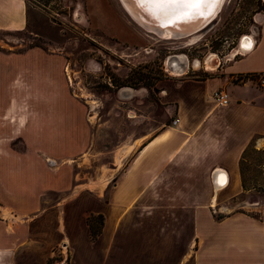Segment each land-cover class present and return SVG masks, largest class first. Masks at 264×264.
Returning a JSON list of instances; mask_svg holds the SVG:
<instances>
[{
    "label": "crops",
    "instance_id": "1",
    "mask_svg": "<svg viewBox=\"0 0 264 264\" xmlns=\"http://www.w3.org/2000/svg\"><path fill=\"white\" fill-rule=\"evenodd\" d=\"M28 23L26 0H0V30ZM251 37L212 75L160 80L178 122L129 143L125 164L88 189L74 187L68 164L86 152L90 126L62 60L37 47L0 52V264H264V221L231 205L244 192L245 148L264 153V88L254 81L264 14ZM218 88L228 105L214 103ZM91 214L103 216L95 239Z\"/></svg>",
    "mask_w": 264,
    "mask_h": 264
},
{
    "label": "rangeland",
    "instance_id": "2",
    "mask_svg": "<svg viewBox=\"0 0 264 264\" xmlns=\"http://www.w3.org/2000/svg\"><path fill=\"white\" fill-rule=\"evenodd\" d=\"M26 1L27 28L0 30V52L37 47L62 60L66 90L90 126L86 152L68 163L77 189L103 186L125 164L122 156L118 166L117 157L129 143L171 123L174 107L166 110L157 88L160 80L175 76L167 62L186 63L179 78L212 75L242 55L236 50L246 35L258 34L264 14V0H224L216 17L198 32L172 38L139 26L120 0ZM210 55L219 59L213 70L205 64ZM263 156L254 143L245 148L244 192L231 205L264 221Z\"/></svg>",
    "mask_w": 264,
    "mask_h": 264
},
{
    "label": "bare ground",
    "instance_id": "3",
    "mask_svg": "<svg viewBox=\"0 0 264 264\" xmlns=\"http://www.w3.org/2000/svg\"><path fill=\"white\" fill-rule=\"evenodd\" d=\"M125 11L129 17L136 22L142 28L159 34L160 36L172 37V38H182L195 34L200 29H202L209 21H211L217 12L220 10V7L224 0L210 10L208 7H202L197 10H193L191 13V19H174L172 23H168L167 20L155 14L152 9H148L145 6H141L134 2V0H120ZM203 12L204 15H200ZM216 17V16H215ZM246 40H243L239 45V48L236 50L235 54H244L252 46V37L251 35H246ZM234 54V56H235ZM183 57V56H182ZM177 59V58H176ZM183 63H185L184 58H182ZM218 57L216 55H210L206 61V67L212 69L216 66L218 62ZM174 61V60H173ZM218 65V64H217ZM167 66L171 74L179 76L184 73L185 65H178L176 63L172 64L167 62ZM217 67V66H216ZM213 70V69H212ZM122 157L118 155L117 164L118 166L122 163ZM220 175L217 180L221 182ZM105 184V183H104Z\"/></svg>",
    "mask_w": 264,
    "mask_h": 264
},
{
    "label": "snow or ice",
    "instance_id": "4",
    "mask_svg": "<svg viewBox=\"0 0 264 264\" xmlns=\"http://www.w3.org/2000/svg\"><path fill=\"white\" fill-rule=\"evenodd\" d=\"M135 3L152 9L155 14L164 17L168 23L174 19H191L193 10L202 7L214 9L221 0H134ZM200 15H204L203 12Z\"/></svg>",
    "mask_w": 264,
    "mask_h": 264
},
{
    "label": "built area",
    "instance_id": "5",
    "mask_svg": "<svg viewBox=\"0 0 264 264\" xmlns=\"http://www.w3.org/2000/svg\"><path fill=\"white\" fill-rule=\"evenodd\" d=\"M257 78H258V84L264 88V74L258 75ZM212 98L214 103L217 106H221V107L228 105L230 101L229 93L223 88L216 89L212 94ZM177 122H178V118L174 117L172 120V124H176ZM261 168L264 170V156H263V162L261 164Z\"/></svg>",
    "mask_w": 264,
    "mask_h": 264
},
{
    "label": "trees",
    "instance_id": "6",
    "mask_svg": "<svg viewBox=\"0 0 264 264\" xmlns=\"http://www.w3.org/2000/svg\"><path fill=\"white\" fill-rule=\"evenodd\" d=\"M243 159H244V155L242 156L240 163H242ZM218 218H220V216H218ZM87 223L90 228V236L92 239H95L101 231L103 224V216L101 214H97V215L91 214L87 217Z\"/></svg>",
    "mask_w": 264,
    "mask_h": 264
}]
</instances>
